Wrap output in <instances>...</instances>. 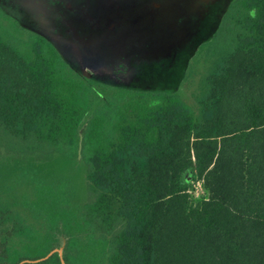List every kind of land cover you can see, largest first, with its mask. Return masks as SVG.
I'll use <instances>...</instances> for the list:
<instances>
[{"label": "trees", "instance_id": "trees-1", "mask_svg": "<svg viewBox=\"0 0 264 264\" xmlns=\"http://www.w3.org/2000/svg\"><path fill=\"white\" fill-rule=\"evenodd\" d=\"M197 52L191 103L87 79L0 11V264H264V0Z\"/></svg>", "mask_w": 264, "mask_h": 264}, {"label": "rangeland", "instance_id": "rangeland-1", "mask_svg": "<svg viewBox=\"0 0 264 264\" xmlns=\"http://www.w3.org/2000/svg\"><path fill=\"white\" fill-rule=\"evenodd\" d=\"M184 3L176 8L164 3L155 19L135 14L118 22L112 31L97 26L92 29L88 17L116 14L101 11L104 5L108 7L103 0H0V11L18 26L50 40L73 66L84 64L75 58L80 56V44L94 42L96 47L90 49L99 51L95 54L98 63L107 65L126 85L139 80L140 87L156 93L173 90L180 94L177 88L182 86L185 61L210 35L222 5L214 3L202 11L197 5L196 10L186 7L188 3L184 7Z\"/></svg>", "mask_w": 264, "mask_h": 264}, {"label": "water", "instance_id": "water-1", "mask_svg": "<svg viewBox=\"0 0 264 264\" xmlns=\"http://www.w3.org/2000/svg\"><path fill=\"white\" fill-rule=\"evenodd\" d=\"M183 1L184 0H103V2L106 4V6L108 5V7H106V8H110L111 10L110 9L105 10L106 8H105V5L103 4L104 7L101 8V11L102 10H104V12L114 11V13L116 12V14L115 15H109V14L102 15V13H101L97 17H95V16L91 17L90 15H88V17H89V20L93 24L92 29L95 28L94 26H97L98 28L102 27V29H106V30L108 29V30L112 31V30H114V28L116 27L118 22L122 23L124 19L132 17L135 14H142V15H146V16H151L152 18L155 19L156 13L158 11H161L164 3L167 6L172 5L173 7L176 8V7H181ZM232 1L233 0H185L184 7L188 3V5L186 7H189L193 10L198 9V8H196V5L201 7V8H199V10H202V11L207 10L208 7L211 5H214V3H216V4L221 3L222 5H219L220 6L219 11L220 12L217 14V17L215 19V24L213 25V28L211 30L210 35L201 44L197 45L192 50V52L188 55V57L185 61L184 67H183L182 77H184V73L187 69V65H188L189 60L195 54V52L199 48V46L209 42L210 40H212L213 35L217 31L218 26L222 20L223 15L227 11L228 6L230 5V3ZM95 19H98L99 22L96 23ZM102 19H103V23H101ZM19 27L25 31L41 35L40 33L36 32V31L27 30L21 24H19ZM41 36H43V35H41ZM44 38L53 45V47L56 49V51L58 52L60 57L65 61V63L71 69H73L75 72L79 73L80 75L86 77L87 79H91V80L99 82V83L109 84L111 86H114V85L126 86V87H129L131 89L138 90V91L153 92V93L158 92L154 89H145V88L140 87L138 85V83H140L139 80L138 81H136V80L130 81L126 85L122 81V79H119L116 76V74L113 73L107 65L102 67V65L100 63H98L99 60L95 57L96 56L95 54L97 53L98 50L96 48L90 49L91 45L94 42L92 44H90L89 46L85 45L84 43L80 44V48H81V51L79 53L80 56H76L75 58L78 60L79 59L83 60L84 64H79L78 66H73L70 64V61H67L61 55V53L59 52V50L57 49L55 44H53L46 37H44ZM163 38L165 39L167 37H163ZM93 47H96V45ZM93 47H91V48H93ZM177 89L179 90L181 95H183V96L186 95L185 89H183L182 86L177 88ZM173 92H174L173 90H170L166 93H173ZM86 122H87V118L85 117L83 119V122L81 123L80 127L78 128V147H77L75 164L68 162L67 159H56V160H54V163H58L61 165V169H70V167L74 168V169H78V168L82 169V166L80 164V158H81L80 142H81V137H82V133H83L84 127L86 125ZM55 251H57L59 254L61 264H65V261L62 257V245L60 247H55V248L51 249L44 256H41V257L35 258V259H23V260L19 261L18 264H21L25 261H27V262L42 261V260L48 258Z\"/></svg>", "mask_w": 264, "mask_h": 264}, {"label": "flooded vegetation", "instance_id": "flooded-vegetation-1", "mask_svg": "<svg viewBox=\"0 0 264 264\" xmlns=\"http://www.w3.org/2000/svg\"><path fill=\"white\" fill-rule=\"evenodd\" d=\"M200 57V53L199 52H197V53H195V56L192 58V59H190V61H189V65H188V68H187V70H186V72H185V75H184V78H183V82H182V88L183 89H185V93H186V99H187V101H189V102H191V103H194V98H193V95H194V92H195V90H196V88L194 87V85H193V78H191V76H190V72H188V70H189V68L191 67L192 68V66L194 65V58H199ZM196 66H197V68H198V66H200V61L199 62H196ZM126 77V76H125ZM128 77H129V79H130V75H128ZM125 82H127V81H125ZM72 176V178H76L77 177V175L76 174H72L71 175ZM53 248H55V247H53ZM53 248H51V249H53ZM50 249V250H51ZM49 250V251H50ZM48 251V252H49ZM55 252H57V251H55ZM54 253V252H53ZM58 253V252H57ZM44 256V255H43ZM39 258V257H38ZM25 259H28V258H25ZM35 259V258H34ZM47 259V258H46ZM23 260V259H22ZM45 260V259H44ZM21 261V260H20ZM25 262H27V261H25ZM24 263V262H23ZM18 264V263H17ZM22 264V263H21Z\"/></svg>", "mask_w": 264, "mask_h": 264}, {"label": "built area", "instance_id": "built-area-1", "mask_svg": "<svg viewBox=\"0 0 264 264\" xmlns=\"http://www.w3.org/2000/svg\"><path fill=\"white\" fill-rule=\"evenodd\" d=\"M195 195L196 196H201L203 195V191H202V188L200 186V184H197L196 188H195Z\"/></svg>", "mask_w": 264, "mask_h": 264}]
</instances>
